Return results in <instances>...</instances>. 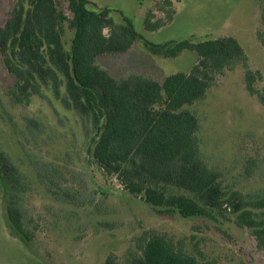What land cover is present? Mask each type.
Listing matches in <instances>:
<instances>
[{"label": "rangeland", "instance_id": "obj_1", "mask_svg": "<svg viewBox=\"0 0 264 264\" xmlns=\"http://www.w3.org/2000/svg\"><path fill=\"white\" fill-rule=\"evenodd\" d=\"M92 8L119 9L136 30L153 42L231 35L243 46L247 63L218 77L207 95L191 108L200 119V148L224 183L250 196L264 192V104L250 93L248 69L258 70L264 88V45L258 38L263 0H90ZM15 0H0L2 25ZM117 22L121 13L112 10ZM160 22L146 27V18ZM196 53L177 58L153 55L141 40L122 54L98 63L113 76H150L159 81L187 71ZM14 79L0 59V150L24 176V222L30 245L6 225L0 188V264H102L114 254L124 261L138 250L148 231L166 233L199 250L211 264H264V252L249 229L226 212L216 220L161 215L143 198L126 192L88 155L91 124L62 106L53 94L35 96L28 106L12 104L7 94Z\"/></svg>", "mask_w": 264, "mask_h": 264}, {"label": "trees", "instance_id": "obj_2", "mask_svg": "<svg viewBox=\"0 0 264 264\" xmlns=\"http://www.w3.org/2000/svg\"><path fill=\"white\" fill-rule=\"evenodd\" d=\"M90 0H15L0 25V59L14 81L8 89L12 104L28 106L35 96L50 92L67 110L92 126L88 155L106 176L143 198L161 215L216 220L226 212L249 229L264 252V192L250 196L228 187L222 173L211 167L200 148V119L191 108L203 99L218 77L238 63L246 52L231 35L153 42L139 33L119 9L92 8ZM121 13L122 22L112 16ZM262 23L257 35L264 45ZM160 22L146 18V27ZM141 40L159 57L174 59L184 51L196 53L187 71L159 81L150 76H113L98 59L122 54ZM262 74L248 69L250 93L264 104ZM16 164L0 150V188L6 203V225L30 245L31 230L24 222L23 191L27 185ZM182 239L156 230L142 238L138 250L124 261L114 254L102 264H211Z\"/></svg>", "mask_w": 264, "mask_h": 264}]
</instances>
